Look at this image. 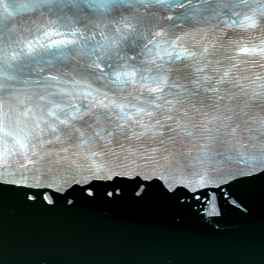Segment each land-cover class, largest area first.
Wrapping results in <instances>:
<instances>
[{"label":"snow or ice","instance_id":"snow-or-ice-1","mask_svg":"<svg viewBox=\"0 0 264 264\" xmlns=\"http://www.w3.org/2000/svg\"><path fill=\"white\" fill-rule=\"evenodd\" d=\"M125 207L264 264V0H0V264Z\"/></svg>","mask_w":264,"mask_h":264},{"label":"water","instance_id":"water-1","mask_svg":"<svg viewBox=\"0 0 264 264\" xmlns=\"http://www.w3.org/2000/svg\"><path fill=\"white\" fill-rule=\"evenodd\" d=\"M127 212H129V214H127L126 216L127 218L126 222L123 221L121 224L106 223L103 224V226L101 227L102 228L101 231L94 230L95 232L100 233L99 239L96 240L94 244L92 243L93 244L92 247L96 249L95 253L91 252L90 248L86 249L85 250L86 252H83L84 248L81 249L80 252H76L75 249L81 245L79 241L81 239L79 238L71 242L66 241L64 247L68 246L70 251L68 253V258H71V260L74 259L75 260L74 262H69L68 261L69 259L67 260V258L64 260H66L68 264H93L94 261L92 262L91 259L94 257V254H97L95 259L97 260L100 255L102 257L101 264H150V262L155 260L164 261L172 257L182 262H186L185 260H183L184 258H187L186 256L192 258L196 254L206 255V252L208 251H211V253L215 252L216 249L215 244L206 242V236L204 235V231L199 230L200 223L197 221L195 223L196 225L194 226H192L193 221L188 222L184 226L183 233L176 234L170 230L167 221L163 217L154 214L148 209L130 208L127 210ZM91 226L94 227V229L96 228L95 223H92ZM115 228L117 230L119 228L122 231L123 237L121 239H119L117 235H115L116 233L114 231ZM74 229L76 234L78 231H83L82 229H77V226H75ZM149 229L155 232L146 241V238L143 237V234ZM68 231L70 232L71 229H68ZM190 233L192 238L188 237ZM70 235L71 234L69 233L68 239H70ZM124 237L126 238L124 239ZM54 239L56 240L55 237ZM137 239L138 240L140 239L141 241L139 240L140 242L137 243ZM181 239L183 241H178ZM190 239H193V241L192 240L191 241L193 245H196V249L195 252L187 254V251L190 250H188V247L185 246L184 244L186 243V241H189ZM200 241L202 243V246L198 244ZM114 242L116 244H120V248L122 247L121 249L120 248L115 249L116 250L115 253L113 252V244H115ZM146 242L148 244L145 247H143L146 244ZM55 244H51V245H53L56 249H59L57 245L55 246ZM163 247L164 248L167 247V249L162 251L160 255L157 256L158 255L157 250H160ZM147 249H149V252L146 251ZM151 249L155 257L153 255L148 257ZM87 251H89V253ZM144 253L147 254V258L145 257L141 258V256ZM184 255L186 256L184 257ZM87 256H89V258H86ZM209 256L210 255H207V257ZM138 258L141 259L139 260ZM195 264H206V263H195Z\"/></svg>","mask_w":264,"mask_h":264}]
</instances>
